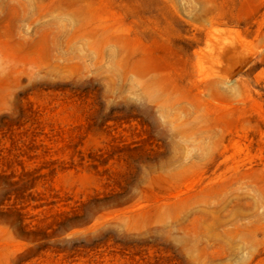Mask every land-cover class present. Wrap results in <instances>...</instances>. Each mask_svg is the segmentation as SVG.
I'll use <instances>...</instances> for the list:
<instances>
[{
  "label": "rangeland",
  "instance_id": "374dc122",
  "mask_svg": "<svg viewBox=\"0 0 264 264\" xmlns=\"http://www.w3.org/2000/svg\"><path fill=\"white\" fill-rule=\"evenodd\" d=\"M0 264H264V0H0Z\"/></svg>",
  "mask_w": 264,
  "mask_h": 264
}]
</instances>
